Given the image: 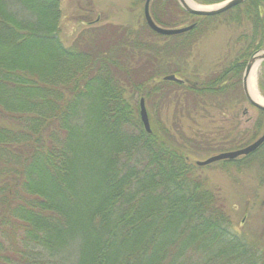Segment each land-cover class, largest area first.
<instances>
[{"label":"trees","instance_id":"obj_1","mask_svg":"<svg viewBox=\"0 0 264 264\" xmlns=\"http://www.w3.org/2000/svg\"><path fill=\"white\" fill-rule=\"evenodd\" d=\"M59 14L58 0H0V264H264L231 231L183 148L157 122L147 134L138 118L141 98L162 95L166 104L171 86L193 98L236 91L244 101L245 64L264 49V0L196 17L250 28L231 62L190 86L164 82L177 65L161 67L160 49L141 50L126 28L88 30L63 47ZM199 29L171 36L182 42L174 51L190 47ZM252 129L234 150L264 133V112Z\"/></svg>","mask_w":264,"mask_h":264},{"label":"rangeland","instance_id":"obj_2","mask_svg":"<svg viewBox=\"0 0 264 264\" xmlns=\"http://www.w3.org/2000/svg\"><path fill=\"white\" fill-rule=\"evenodd\" d=\"M191 1L200 7L212 8L226 0L209 6ZM58 2L60 14L57 38L63 47L69 48L80 39L83 41L82 36L85 38L91 36L92 34L86 33L88 30L126 28L133 34L130 35L129 42L138 45L141 50L146 49V43L160 49L158 62L161 67L169 62L176 64L179 72L175 77L187 86L199 85L205 79L218 74L242 47L240 34L249 31L250 28L246 21L238 24L222 18L206 23L186 13L182 15L180 12L183 10L175 0H151L149 12L157 18L155 24L158 27L178 29L197 24L198 28H201L198 34L191 32L190 47L176 52L173 47L182 42L155 33L156 37L149 36L143 18L145 0H58ZM201 22L202 27L198 25ZM104 32L106 31L101 33ZM165 47L169 48L171 54L176 52L175 55L165 54L164 51L167 50ZM146 58L148 57L145 56ZM260 66L255 72L256 88ZM171 90L174 91L170 93ZM164 92H168L170 96L166 104L162 102V95L160 98L151 96L148 101L141 98L149 128L154 129V122H157L175 143L174 146L183 148L181 151L189 157L195 167V175L203 180L204 187L214 194L218 205L222 207L231 231L255 245L261 261H264V144L246 158L238 157L204 167L196 166V162L221 153L236 151L234 149L251 135L258 110L250 106L244 96V101H237L238 96L234 94L236 91L228 93L223 98L219 97V94L193 98L183 88L175 86ZM132 102H137V97ZM262 134L263 132H259L251 143Z\"/></svg>","mask_w":264,"mask_h":264},{"label":"water","instance_id":"obj_3","mask_svg":"<svg viewBox=\"0 0 264 264\" xmlns=\"http://www.w3.org/2000/svg\"><path fill=\"white\" fill-rule=\"evenodd\" d=\"M149 1L150 0H145L144 6H143V18H144L146 26L153 33L160 35V36L169 37V36H176V35L186 33L193 28V25L188 26V27H184V28H179V29H163V28L157 27L149 15V9H148L149 8ZM175 1L179 5V7L183 10V12L188 14V15H191L194 17H213V16L221 15V14L231 10L232 8L242 4L246 0H226V1L216 5L214 7H212L209 10L193 9V8L188 7L184 3L183 0H175ZM262 62H264V49H262L258 52H255L254 54H252L248 58V60L245 64L243 73H242V77H241V90H242V94H243L246 102L250 106L254 107L255 109H257L259 111L264 112V105H261V104L255 102L252 99V97L248 91L249 76H250L253 68H258V66H260ZM163 79H164V81H175V78L172 76H167ZM138 106H139L140 122L143 126L144 131L147 134H149L150 128H149L148 118H147L146 110L144 107L143 99L139 100ZM263 143H264V133L256 141H254L253 143H251L250 145H248L242 149L232 151V152L221 153V154L212 156V157H210L204 161L196 162V166L197 167H204V166L210 165V164L218 162V161H231V160H234L238 157H246V156L254 153Z\"/></svg>","mask_w":264,"mask_h":264},{"label":"bare ground","instance_id":"obj_4","mask_svg":"<svg viewBox=\"0 0 264 264\" xmlns=\"http://www.w3.org/2000/svg\"><path fill=\"white\" fill-rule=\"evenodd\" d=\"M184 3L190 7V8H193V9H197V10H209L211 8H203V7H200L196 4H194L191 0H183ZM153 21V20H152ZM256 69L257 68H253L250 76H249V79H248V91L252 97V99L261 104V105H264V99L260 96L259 92H258V89L256 88V83H255V72H256Z\"/></svg>","mask_w":264,"mask_h":264},{"label":"flooded vegetation","instance_id":"obj_5","mask_svg":"<svg viewBox=\"0 0 264 264\" xmlns=\"http://www.w3.org/2000/svg\"><path fill=\"white\" fill-rule=\"evenodd\" d=\"M172 77L176 78L175 76H172ZM181 82H182V81H181Z\"/></svg>","mask_w":264,"mask_h":264}]
</instances>
